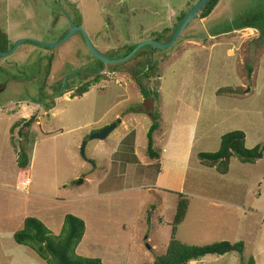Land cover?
Masks as SVG:
<instances>
[{
	"label": "rangeland",
	"instance_id": "obj_1",
	"mask_svg": "<svg viewBox=\"0 0 264 264\" xmlns=\"http://www.w3.org/2000/svg\"><path fill=\"white\" fill-rule=\"evenodd\" d=\"M44 1L0 0V28L7 27L13 40L57 42L64 30L51 31V0L48 5ZM80 1L91 42L103 54L119 57L124 48L113 47L116 35L121 42L129 37L135 42L147 37L157 40L161 36L155 32L172 26L173 5L178 3L184 10V2L190 0ZM225 1L228 5L222 3L209 18L196 17L172 46L147 45L142 49L151 56L103 63L104 78L81 96L73 97L68 91L55 97L53 107L52 101L50 106L36 103L38 91L80 64L75 56L85 53L78 55L76 49L87 51L82 36L71 37L57 48L25 41L11 55H0V64H8L0 71L4 75L0 80L7 82L0 93V229L16 228L20 211L37 218L42 215L39 209L74 214L86 222L82 254L99 257L106 264L152 263L166 251L179 194H184L189 206L178 239L193 245L243 240V256L253 254L258 264H264V157L257 163L233 157L227 173L221 174L198 156L201 151H216L220 135L235 129L246 133L252 147L264 144V0ZM64 11H59L61 23L68 19ZM164 12L166 17L161 16ZM244 18L255 29H234ZM112 26L116 35L111 34ZM188 34L203 36L192 39ZM85 56L84 65L100 67L93 55ZM149 58L158 63L155 71L161 78L157 82L144 78ZM148 83L152 94L147 98H153L164 116L153 135L159 159L147 151L152 116L144 109L146 99L140 88ZM17 96L32 101L5 103ZM184 103L202 112L205 125L196 124L197 115H187ZM205 103L214 107L200 109ZM179 111L184 116L177 124L186 126L178 130L174 124ZM33 114L37 118L31 124L36 134L32 160L19 176L17 148L23 139L18 129L13 139L10 129ZM114 122L117 126L107 137H89ZM184 131V140L180 137L171 148L170 142L184 136ZM23 178L29 179L24 191L17 183ZM3 256L0 249L1 263L6 262ZM217 257L209 254L194 264L233 262L229 254ZM245 262L241 259V264Z\"/></svg>",
	"mask_w": 264,
	"mask_h": 264
},
{
	"label": "trees",
	"instance_id": "obj_2",
	"mask_svg": "<svg viewBox=\"0 0 264 264\" xmlns=\"http://www.w3.org/2000/svg\"><path fill=\"white\" fill-rule=\"evenodd\" d=\"M198 1V0H197ZM194 0H190L184 2L186 9H179L178 3L173 5L174 15L172 20V26H165L161 31L155 32L161 38L157 39L159 41H168L174 30L179 23V21L183 18L185 13L197 2ZM224 3V5H228L225 0H209L205 6L202 8L200 15L197 16L198 19L209 18L210 15L219 9ZM225 6V7H226ZM166 13H161V16L166 17ZM59 15H62L59 12ZM196 18V17H195ZM194 20V19H193ZM255 25L249 19H245L240 23H237L234 29H243V28H254ZM116 35V33H115ZM189 38L197 39L206 35L207 33L202 34H188ZM119 37L118 35H116ZM120 38V37H119ZM11 38L6 39L8 45L3 49L12 48L14 42ZM138 42L126 43L123 44L124 52L119 55L123 56L127 54L132 48L136 46ZM120 46V47H122ZM117 50V49H116ZM146 51H143L141 48L133 57L136 59L140 56H151V52L149 55H146ZM116 54V53H114ZM111 57H115L116 55H110ZM52 62V61H51ZM49 63L48 68L45 71V79L49 75L51 70L52 63ZM99 62H101L99 60ZM157 61L151 60L149 58L147 60V67L144 70V78L149 81L157 82L161 75L155 71L157 67ZM8 65V64H6ZM104 64L101 62V67ZM4 77V75L2 74ZM106 74L96 73L94 77L89 79L87 82L82 83L75 87L73 91V97L81 96L85 92L89 90L90 85L93 82H98L101 78H104ZM62 82V81H61ZM61 84V83H59ZM7 87V82L5 79L0 80V93ZM141 91L145 96H151L152 90L149 86L141 87ZM222 88L218 89V92ZM39 89V93H40ZM231 90V88L229 89ZM39 99L36 100L40 102L44 99L43 93L39 94ZM43 98V99H42ZM46 106L51 107L54 106V100L51 102H44ZM155 105V103H154ZM56 106V105H55ZM159 105H155L154 111L152 112V122L148 127L147 131V151L151 158H160L159 153L154 148V139L153 135L156 133L161 126L162 113L159 111ZM37 115H32L27 119H19L15 122L10 129L11 136L13 138V133L16 129H18V135L22 136L23 142L17 148V165L20 169L28 168L31 164L32 153L36 142V134L32 133L31 124L36 120ZM101 128L100 130L104 129ZM14 139V138H13ZM264 154V144H258L254 147L246 146V133L243 130L235 129L225 132L220 137V144L216 151H201L198 153L199 159L208 163L207 165L214 168L221 174L227 173L230 167V160L233 157H236L241 162H255L257 159L262 158ZM179 203L177 205V210L174 215V219L171 226V237L168 242L166 251L162 255H157L155 260L152 263H144V264H189L192 260H199L206 255H223L226 253L237 252L241 255L242 260H246L244 264H258L257 258L255 255L250 254L247 258L243 256L245 251V242L243 240L237 242H231L228 240H222L212 243H207L203 245H193L189 243H185L182 240L178 239L177 233L180 224L184 221L189 201L184 196V194H179ZM86 222L79 216L74 214H66L63 222L62 229L59 234H55L51 229H49L45 223L35 216H27L24 219L23 225L20 229L14 232L13 238L14 241L18 244L25 245L45 264H106L99 257H92L87 255H81L77 252V247L81 242L83 236L86 233ZM1 264V263H0Z\"/></svg>",
	"mask_w": 264,
	"mask_h": 264
},
{
	"label": "flooded vegetation",
	"instance_id": "obj_3",
	"mask_svg": "<svg viewBox=\"0 0 264 264\" xmlns=\"http://www.w3.org/2000/svg\"><path fill=\"white\" fill-rule=\"evenodd\" d=\"M49 1L50 0H45L44 1L45 5H48L49 4ZM80 2H81L80 0H51V5H52V21H51V27H50L52 29L51 31H53V32H59L61 30H64V32H62L60 34V36L57 38L56 41H59L60 39H62L72 29L73 25L78 26V27H81V28H83L85 30V24H84V22H82V20L85 21V18L83 16L82 12H81V8L79 7ZM73 8L75 9V13H73L71 15L70 10L73 9ZM60 10L61 11L62 10H65L64 13L68 16V19L66 18L63 23L60 22V19L63 16V15H59V11ZM1 18H2V15H1ZM3 22H4V20L1 21V23H3ZM5 29H7V30H5ZM116 30H117L116 27L112 26L111 27V34H113V31H114V33H116ZM0 31L4 33L3 35H0V52H8V51H10L13 48L14 44L18 41L17 39L20 38V37L15 38V40L12 39L13 42H14L12 48L3 49L4 47H6V45H8V42L6 41V39H9L10 38V36H9L10 30H8V28L5 27L4 28V31L1 28H0ZM142 31H143V29H142ZM85 32L87 33L86 30H85ZM77 35L79 37L82 36V40H83L82 42L85 45L82 32L76 31L71 37L73 38L74 36H76L78 38ZM147 38H150V37H147ZM147 38H145V39H147ZM116 39H115L114 42H112V44H114L113 47L116 48V49H117L118 46H122L124 43L125 44L126 43H129L130 44L132 42H135L134 39H131V37L128 38V41L127 42H125V41L124 42H121L120 39H119V37H117ZM12 40H11V42H12ZM67 40H65L61 44L65 43ZM60 45H58V46H60ZM58 46H56L55 48H57ZM86 50H87L86 52H81L79 50V48H78V49H76V52H77L78 55L79 54H82V53H85L87 55V52L89 54H91L88 51L87 48H86ZM12 53H10V54H8L6 56L11 55ZM57 53L60 54V55L61 54H64V53H61V52H57ZM85 54L84 55L82 54L81 56H75V59L77 60L76 62L77 63H80V64L74 66L73 68H71L69 70H66L64 72V75L62 76V78L56 79L52 84L46 85L45 86V89L43 88L42 90H40V93H39V91H38V93L39 94L43 93V95L45 94L44 99H46L48 102H51V101H53L55 99V97H62L63 94L66 93V92H68V91L73 92V90H74L75 87H77L78 85H81L84 82H87L89 79H91L92 77H94V74H96V73L105 74L106 73L104 71V65L102 67L101 66L98 67L97 69H91L90 67H87L86 65H84V62H85L84 60H86L85 58L87 57V56H85ZM36 55L37 54L35 53L34 56H36ZM108 56H110V55H108ZM79 59H82V60H80L81 62L78 61ZM4 66L6 67V64L5 65L4 64H0V71L2 69L3 70L5 69ZM2 74H3V71H2ZM0 77H2L1 74H0ZM13 79H17V75L14 76ZM59 83H61V84H59ZM43 85H45V84H43ZM6 88L3 91H5ZM25 92H26V90H25ZM144 99L147 100V96H144ZM26 100L32 101L31 99H29V97H18V98L14 99V100H5V103L6 102H11V101L19 103V102H23V101H26ZM36 103L42 104L43 106H45L44 100H42L40 102H36ZM143 106H144V103H143ZM144 109H145V107H144ZM145 111H146V109H145ZM153 111H147V113L150 116H152V112ZM92 133L93 132H91L90 135ZM90 135H89V137H90Z\"/></svg>",
	"mask_w": 264,
	"mask_h": 264
},
{
	"label": "crops",
	"instance_id": "obj_4",
	"mask_svg": "<svg viewBox=\"0 0 264 264\" xmlns=\"http://www.w3.org/2000/svg\"><path fill=\"white\" fill-rule=\"evenodd\" d=\"M216 91L218 93V89H216ZM182 105L184 107H187V112H186L187 115H193V114L197 115V118H196V124L197 125L203 124L205 122V119H204V121L201 119L202 112L199 111V109L194 110L192 104H190V103H187V104L184 103ZM212 107H214V103H212V104H210V103L200 104V109H212ZM180 108H182V106H180ZM183 116H184L183 113H181L179 111V117H177L175 124H174V126L177 127L178 130L180 128L183 129L184 125L186 126V123L183 126L180 124H177L178 123L177 121H179V119L182 120L181 117H183ZM198 117H199V119H198ZM208 117L209 116H206V118H208ZM162 119H164L163 114H162ZM204 125H205V123H204ZM186 135L187 134L184 131V136H182V135L177 136V138H175L174 141L172 140L170 142V147L171 148L173 147V144L176 140L180 141V137L182 140H184V137ZM193 135L195 136V133ZM221 135H220V137H221ZM246 146H248L249 148H251L253 146V145L248 144L247 135H246ZM263 157H264V155H263ZM263 157L257 159L255 162L257 163L258 160L263 159ZM246 163H249V162H246ZM250 163H253V162H250ZM25 169H27V168H25ZM23 171H25V170L19 168V173H20L19 176H21ZM17 183H18V181H17ZM63 186H65V184H63ZM6 201H7V198L4 200V203ZM38 211L41 212V214H42L38 218H40V220H42L46 226H49L48 227L49 229H51L53 232H56L58 234L62 229L65 214H62V215L57 214V213L54 214L53 212H49L47 209H39ZM9 213L11 215L13 212L9 211ZM17 213L19 214V217L17 219L20 220V223H19V225H15L16 228H14V229H10V228L0 229V249L3 250V252H4L3 259L6 261L5 263H1V262L0 263L1 264H45L36 255H34L32 250H30L27 246L21 245L18 243L13 244L11 242V240H14V238H13L14 232L22 227V225H23L22 223L24 222V219L27 217V213H23L22 211L17 212ZM82 240L77 247V252L81 255H84L81 253V248L84 245L82 243ZM228 254L231 255V257L233 259V262L231 264H241V257L239 254L236 255L234 253H226L223 255H218L220 257H217L216 259L224 258ZM17 258H20V259L17 260ZM202 259H204V257L201 258L200 260H202ZM195 262H196V260H192L189 262V264H194Z\"/></svg>",
	"mask_w": 264,
	"mask_h": 264
},
{
	"label": "water",
	"instance_id": "obj_5",
	"mask_svg": "<svg viewBox=\"0 0 264 264\" xmlns=\"http://www.w3.org/2000/svg\"><path fill=\"white\" fill-rule=\"evenodd\" d=\"M209 0H198L183 16V18L179 21L177 24L174 33L172 37L168 41H158L152 38L144 39L136 44L132 50H130L127 54L119 57H109L105 54H103L97 47L91 42L89 36L85 32V30L81 27L73 25L72 29L59 41L57 42H47L42 40H37L34 38H21L19 39L13 46V48L8 52H0V55L6 56L16 50V48L19 46V44L25 42V41H31L38 45H42L45 47H55L60 45L65 40L69 39L76 31H80L83 34V39L85 42V46L88 49V51L98 60H100L104 64H117L121 62H125L132 58L141 48L144 46H151L154 49H166L174 44V42L178 39L182 31L195 19V17L200 15V12L202 8L205 6V4ZM144 107L146 111H153L154 110V100L153 98L149 97L144 102ZM117 126V122H114L108 126H106L104 129L99 130L97 132H93L90 137L91 138H105L107 135L113 131ZM85 144L83 143L81 146V153L83 156H85Z\"/></svg>",
	"mask_w": 264,
	"mask_h": 264
},
{
	"label": "built area",
	"instance_id": "obj_6",
	"mask_svg": "<svg viewBox=\"0 0 264 264\" xmlns=\"http://www.w3.org/2000/svg\"><path fill=\"white\" fill-rule=\"evenodd\" d=\"M21 183V184H20ZM19 183L20 189L24 191V188H26L29 184V179L28 178H23Z\"/></svg>",
	"mask_w": 264,
	"mask_h": 264
},
{
	"label": "clouds",
	"instance_id": "obj_7",
	"mask_svg": "<svg viewBox=\"0 0 264 264\" xmlns=\"http://www.w3.org/2000/svg\"><path fill=\"white\" fill-rule=\"evenodd\" d=\"M120 83V82H119ZM154 107H155V105H154ZM20 183V181L18 182V184ZM19 191V190H18ZM240 257H241V255H240ZM242 259V258H241Z\"/></svg>",
	"mask_w": 264,
	"mask_h": 264
}]
</instances>
